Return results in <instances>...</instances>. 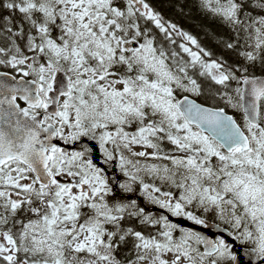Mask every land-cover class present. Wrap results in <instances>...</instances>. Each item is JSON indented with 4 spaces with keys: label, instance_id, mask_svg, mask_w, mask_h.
Returning a JSON list of instances; mask_svg holds the SVG:
<instances>
[{
    "label": "snow or ice",
    "instance_id": "obj_1",
    "mask_svg": "<svg viewBox=\"0 0 264 264\" xmlns=\"http://www.w3.org/2000/svg\"><path fill=\"white\" fill-rule=\"evenodd\" d=\"M0 264H264V0H0Z\"/></svg>",
    "mask_w": 264,
    "mask_h": 264
},
{
    "label": "trees",
    "instance_id": "obj_2",
    "mask_svg": "<svg viewBox=\"0 0 264 264\" xmlns=\"http://www.w3.org/2000/svg\"><path fill=\"white\" fill-rule=\"evenodd\" d=\"M169 14L170 13V10H169ZM182 23H185V26L186 27H189V28H192V30L195 32L197 29L193 26V22L192 21H188V22H184V21H181Z\"/></svg>",
    "mask_w": 264,
    "mask_h": 264
},
{
    "label": "water",
    "instance_id": "obj_3",
    "mask_svg": "<svg viewBox=\"0 0 264 264\" xmlns=\"http://www.w3.org/2000/svg\"><path fill=\"white\" fill-rule=\"evenodd\" d=\"M245 259H247V258H245Z\"/></svg>",
    "mask_w": 264,
    "mask_h": 264
}]
</instances>
